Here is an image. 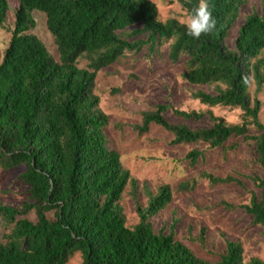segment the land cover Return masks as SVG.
I'll list each match as a JSON object with an SVG mask.
<instances>
[{
	"label": "trees",
	"instance_id": "trees-1",
	"mask_svg": "<svg viewBox=\"0 0 264 264\" xmlns=\"http://www.w3.org/2000/svg\"><path fill=\"white\" fill-rule=\"evenodd\" d=\"M165 1H177L187 16L199 4ZM208 2L216 29L195 39L177 19L162 22L153 0H18L0 61V170L25 168L19 179L28 187L29 202L20 209L0 204V264H67L78 253L82 264H264L257 258L245 262L241 243L232 241L219 261L198 258L176 239L177 220L168 234L155 232L150 220L170 204L168 185L148 192L146 206L135 202L138 223L127 226L121 200L128 185L136 200L138 184L110 145L109 119L94 93L99 71L142 50L153 55L168 43L171 64L185 58L182 78L196 87L192 98L208 108H238L244 120L227 124L211 111L172 109L184 121L208 116L211 126L195 129L169 123L163 114L170 107L159 104L142 113L135 129L143 134L158 126L173 136L172 145L202 142L216 148L232 137L253 141L263 172L253 178L260 196L253 193L249 204L239 208L264 229V123L258 98L264 87V0L260 11L253 10L239 26L232 48L226 40L248 0ZM9 11L8 0H0V27ZM34 11L46 17L58 61L29 34L36 26ZM82 58L88 59L85 68L78 67ZM250 126L257 135L249 134ZM185 159L195 166L204 153L191 150ZM200 178L212 185L239 184L209 173ZM196 183L184 182L179 190L192 191ZM31 211L35 223L21 218ZM50 212L54 220L47 218Z\"/></svg>",
	"mask_w": 264,
	"mask_h": 264
},
{
	"label": "rangeland",
	"instance_id": "rangeland-1",
	"mask_svg": "<svg viewBox=\"0 0 264 264\" xmlns=\"http://www.w3.org/2000/svg\"><path fill=\"white\" fill-rule=\"evenodd\" d=\"M158 8L162 22L177 19L187 24L188 16L181 5L174 1L153 0ZM10 11L0 27V61L11 38L14 27V12L18 0H8ZM253 10L260 11V0H248L242 7L240 16L226 40L232 48L239 26ZM32 16L36 26L29 34L38 37L56 61L59 59L57 47L46 27V17L38 11ZM168 43H163L150 55L142 50L137 55H126L109 68L98 72L94 93L100 99V108L108 116L109 125L106 134L110 145L119 153L122 166L137 181L138 192L135 200L130 186L125 188L121 206L126 224L133 228L138 223L135 208L138 202L146 206L148 192L155 194L158 187L168 185L172 192L170 204L158 216L151 219L155 232L168 234L176 221L175 237L184 243L192 253L205 261L215 263L226 251V242H239L243 248L244 261L253 258L264 261V229L252 224L251 216L239 206L248 205L252 194L257 198L260 190L253 178L261 177L263 172L257 162L253 141H244L242 137L230 138L222 147L211 148L208 144L172 145L173 136L164 129L151 125L147 133L140 134L135 127L141 125L142 113L153 111L159 104L170 108L163 114L171 124H186L195 129L211 126L208 116L195 122L184 121L172 112L211 111L215 117L222 118L227 124H241L243 112L238 108H208L192 98L196 87L188 85L182 78L185 70L182 58L177 64L168 60ZM88 59L78 61L79 68H85ZM255 87H251L253 95ZM262 103L259 119L264 123V87L258 94ZM250 135H257L253 126ZM191 150L204 153V159L191 166L185 156ZM24 167L5 172L0 170V204L12 208H21L29 202L28 187L19 179ZM202 173L214 177H230L237 182L212 185L201 179ZM196 180L192 191H180L179 185ZM230 205L233 208H228ZM54 220L53 212L46 214ZM33 223L37 221L34 211L22 216ZM3 230L0 229V237ZM67 264H82L81 255L75 254Z\"/></svg>",
	"mask_w": 264,
	"mask_h": 264
},
{
	"label": "clouds",
	"instance_id": "clouds-1",
	"mask_svg": "<svg viewBox=\"0 0 264 264\" xmlns=\"http://www.w3.org/2000/svg\"><path fill=\"white\" fill-rule=\"evenodd\" d=\"M217 21L208 0H199L197 7L191 10L186 24L187 35L200 39L202 35L210 34L216 29ZM243 83L247 84L245 77Z\"/></svg>",
	"mask_w": 264,
	"mask_h": 264
}]
</instances>
